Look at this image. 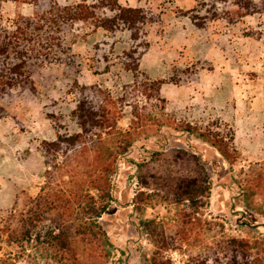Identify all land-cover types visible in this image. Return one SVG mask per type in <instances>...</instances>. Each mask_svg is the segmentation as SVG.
<instances>
[{
    "label": "rangeland",
    "instance_id": "374dc122",
    "mask_svg": "<svg viewBox=\"0 0 264 264\" xmlns=\"http://www.w3.org/2000/svg\"><path fill=\"white\" fill-rule=\"evenodd\" d=\"M99 1L57 0L61 6ZM119 1L151 11L144 27L149 46L138 72L126 65L132 60L126 56L133 46L129 32L66 24L62 32L52 33L53 39L46 40L48 32L41 33L46 48L37 43L41 58L31 66L27 84L5 90L0 84V264H58L52 254L37 249L20 252L11 234L19 233L21 211L27 210L30 198L44 188L48 194L66 192L69 196L92 188L95 165L81 147L61 152L58 159L60 166L68 163L74 174L70 177L62 168L50 166L43 144L82 130L75 111L85 93L99 104L102 95V104H108L106 111L111 108L115 112L112 125L116 130H130L133 144L119 157L114 201L100 218L110 242L99 251L81 245L86 264H149L156 249L145 225L150 219L161 220L166 227L172 248L165 255L172 259L171 264H200L201 260L230 264L224 244L231 238L251 241L252 255L264 264V127L238 115L248 113L247 101L258 92L251 85V92L243 90L264 75V13L233 22L209 16L212 12L207 17L204 0ZM0 3V26L11 32L23 16L34 17L37 12L31 2ZM39 7L49 10L51 2L43 0ZM197 13L207 19L205 26L194 22ZM38 33L35 31L33 38ZM211 44L217 51L214 60L221 66L229 64L231 82L226 87H237V93L226 97L224 88L214 103L198 102L196 82L202 72L214 67V61L204 54ZM154 80L163 81L159 97L165 101L152 97L156 95ZM137 106L140 119L135 115ZM208 134H218L224 148L229 145V158ZM111 145H115L113 140ZM158 150L164 155L158 156ZM180 150L197 154L211 179L210 193L199 209L175 201L168 173L161 169L162 163L169 162L176 175L195 167L198 170L194 161L177 157ZM55 213L50 211L47 224L53 223ZM10 226L11 233L6 230Z\"/></svg>",
    "mask_w": 264,
    "mask_h": 264
},
{
    "label": "trees",
    "instance_id": "16d2710c",
    "mask_svg": "<svg viewBox=\"0 0 264 264\" xmlns=\"http://www.w3.org/2000/svg\"><path fill=\"white\" fill-rule=\"evenodd\" d=\"M21 1L34 3L37 12L34 17L23 16L22 21H17L16 30L12 32L3 30L0 26V62L3 63L2 68L0 66V77H2L0 84L4 90L23 86L30 81L31 66L41 58V50H36L37 43L46 48L42 42L41 33L48 32L45 39L50 40L52 33L62 32L63 26L66 24H70L72 27L80 23L93 24L96 28H103L111 32L119 30L129 32L133 46L131 50L126 51V56L132 58V63L128 62L126 65L135 73L139 71L140 60L149 46L144 27L151 19V11L146 8L124 6L119 0H101L93 4L81 2L66 6L59 5L57 0H48L51 2L50 9L41 11L39 4L43 0ZM202 8L207 9V17L212 12L209 16L226 17L235 22L249 14L264 13V0H204ZM193 20L199 27L207 24V19L200 16L199 13L193 15ZM32 29L33 31H31ZM35 31H39L36 34V39L33 38ZM3 32L6 33L4 38ZM57 40L60 41L59 37ZM142 47L144 48L141 49ZM2 56L5 58L2 59ZM152 83L156 94L152 97L165 101L159 97L163 81L154 80ZM84 88L85 90L89 89V87ZM99 98L102 99L100 104L90 98L89 93H85L78 104L75 113L81 125V131L71 135H59L53 141L43 142L44 152L50 166L57 169L62 168L64 175L70 177L74 174H72L71 168H68V163L64 162L61 166L57 164L61 152L69 153L71 149L79 146L81 152L92 157V164L95 165L94 173L91 174L92 178L90 179L92 188L87 191H74L70 196L66 192L48 194L44 188L38 196L31 197V206L24 212L21 211L20 224L22 226L19 233L11 234L12 242L18 244L20 252L27 253L30 249H37L45 254H52L55 259H58V264H86L80 252L84 249L81 245H90L99 251L109 244V234L101 224L100 218L114 201L113 187L119 157L127 154V148L133 144L129 141L131 131L116 130L112 125V117L115 112L110 111L111 108L106 111L108 104H102V101H105L102 95ZM135 115L138 118L141 117L138 106ZM135 123L138 122L135 120ZM191 125L189 124L190 131L192 130ZM116 138L117 141L114 140ZM112 140L115 145H111ZM209 140L219 148L225 157H230V147L227 148L229 145L226 144L227 147L224 148L223 140L219 138L218 134H210ZM232 148L235 150V146ZM180 152L182 154L178 155V158L182 160L184 157L189 161H194L199 169L197 170L195 167L187 173L176 175L169 162L168 165L162 163L161 169L168 173V185L171 193L175 195V201L185 202L189 207L199 209L205 204L204 197L210 193L211 179L197 154L186 150H180ZM155 153L158 156L164 155L162 150ZM77 159L78 156L76 159H72L71 163ZM157 160L158 158L153 162ZM143 185L147 186L148 182L143 181ZM141 193L145 194L144 191ZM51 210L56 212V218L53 219V223L47 224L45 219ZM77 212L82 213V216L74 218ZM145 225L149 229L156 247L149 259V264H171L172 259L165 255V251L171 249L172 246L164 223L158 219H150L145 221ZM6 230L11 233L13 227H7ZM225 245L230 264H261L260 258H255L251 253L254 248L251 241L231 238L225 241ZM106 252L108 253L107 250ZM217 259L219 260V257ZM200 264H207L206 260H201Z\"/></svg>",
    "mask_w": 264,
    "mask_h": 264
},
{
    "label": "crops",
    "instance_id": "0c3cea01",
    "mask_svg": "<svg viewBox=\"0 0 264 264\" xmlns=\"http://www.w3.org/2000/svg\"><path fill=\"white\" fill-rule=\"evenodd\" d=\"M204 54L207 59L214 61L213 62L214 67L202 72L199 79L197 80L195 86V90L197 91L198 94L197 101L198 102L208 101L210 103H214L215 97L220 96L219 92L224 91L225 90L224 88H226V94H225L226 97L228 95L235 96V93H237V87L235 88L232 87L231 89L226 87V85H230L228 83L231 82V76H229L228 74L229 64L227 62H224L223 64L225 66H221L219 62H216L214 60L213 57L217 55V51L215 49L214 44H211L210 47L207 48L206 51H204ZM262 61L264 63V59ZM224 75H227V77ZM221 77H224L225 79L224 78L220 79ZM257 78L258 80L253 81V83L251 82L250 84H248L249 87L243 90L246 93H248L251 92V88H250L251 86L252 87L256 86L258 88V92L252 94L253 96H251L252 98L250 99V101H247L250 102L248 113L246 114L242 112L239 113L238 115L239 117H242L244 120L247 121L253 120L256 122H260L262 124L261 127H264V117L262 118L258 117L259 113H264V75L261 74ZM224 114L228 116L227 112H224Z\"/></svg>",
    "mask_w": 264,
    "mask_h": 264
}]
</instances>
